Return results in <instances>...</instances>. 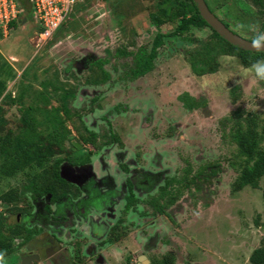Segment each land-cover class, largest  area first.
<instances>
[{
	"label": "rangeland",
	"instance_id": "1",
	"mask_svg": "<svg viewBox=\"0 0 264 264\" xmlns=\"http://www.w3.org/2000/svg\"><path fill=\"white\" fill-rule=\"evenodd\" d=\"M206 2L235 33L254 37L253 25L264 32L262 10L249 0ZM160 3L170 9L171 0H87L82 6L75 1L64 22L35 47L37 24L26 15L23 1L20 24L0 36V135L25 133L20 116L25 111L33 127L26 133L50 139L52 150L41 166L0 174V194L10 190L16 196L0 200V217L12 227L17 212L33 211L40 200L59 213L48 195L29 200L33 187L51 183L62 189L49 175L56 158L63 159L57 168L68 183L67 206L79 205L75 217L53 226L62 227V236L54 234L64 241L62 249L40 253L30 264H252L251 250L264 245L263 176L256 186L231 191L243 166L264 150V80L253 64L219 55L218 46L208 53L215 70L203 71L192 54L217 41L204 26L164 36L150 69L132 74L154 34L172 28L168 22L159 27L150 22L149 12ZM75 9L81 15H70ZM237 127L256 132L258 150L249 160L233 139ZM83 156L88 162L75 164ZM125 178L138 200L123 214ZM22 218L24 229L29 226L35 234L40 227L41 233L22 246L14 237L0 264H19L22 254L37 252L51 239L46 232H56ZM86 218L92 236L82 222ZM18 226L22 235L27 232ZM1 234L9 230L1 228ZM99 234L104 240L91 253L98 256L87 257L83 247Z\"/></svg>",
	"mask_w": 264,
	"mask_h": 264
},
{
	"label": "trees",
	"instance_id": "2",
	"mask_svg": "<svg viewBox=\"0 0 264 264\" xmlns=\"http://www.w3.org/2000/svg\"><path fill=\"white\" fill-rule=\"evenodd\" d=\"M18 5L21 7L23 1L25 0H16ZM208 9L213 12L212 8L208 5L206 0H204ZM255 7L259 8L261 13L264 15V0H249ZM24 7V6H23ZM26 15L29 16V9L25 8ZM19 16V15H18ZM25 16V15H24ZM149 19L150 22L155 26L159 27L164 23H171L172 28L166 32H156L153 36L151 41V46L149 51L144 56H139V58L135 62L134 68L131 69L132 74L134 75H142L143 73L147 72L150 69V61L156 54V48L162 43V38L164 36H172V35H181L182 33L187 32L191 27H207L210 30L211 35L217 40L215 43H206L204 45V50H197L192 54L193 60L195 59L196 63L200 64L202 67L201 69L205 72L211 73L215 70V65L211 62L214 60L212 55L208 53L211 52L213 47L218 46L219 55H233L236 56L240 63L243 66H249L254 64L256 61L262 59L264 60V51L261 52H252L246 51L239 48H236L225 40L220 38L217 33H215L205 22L201 19L199 14L197 13L195 6L193 5L192 0H171L170 9L163 6L161 3L159 7L154 12H149ZM26 19V16H25ZM221 20V19H220ZM18 18L16 20H12L9 22L10 24H16ZM222 21V20H221ZM223 22V21H222ZM225 26L227 23L223 22ZM222 40V41H220ZM254 37L249 38L253 40ZM192 38H189L191 40ZM4 89V82L0 79V100L3 98L2 91ZM187 108H190L188 105L185 104ZM27 112H21V120L24 125H26L25 133L21 132L18 135H8L3 134L0 135V152L3 154L0 160V174L3 176H10L15 171L21 170L26 166L29 165H36L41 166L42 162L45 158L52 155V150L50 146V139L48 138H36L31 139L28 133L32 132L33 127L30 125V122L27 120ZM2 119L0 118V124ZM233 139L236 142L239 150L244 152L247 156V159H251L253 153H257V140L256 132L253 129L248 128L242 130L241 128L237 127L233 132ZM264 138V134H263ZM112 141H118L116 135L111 136ZM45 141V142H42ZM72 147L75 146L72 144ZM258 156L252 160L249 164L243 166L239 176L235 180L234 184L231 186V191H235L241 188L244 185L249 186H256V179L263 176V200H264V150L263 152H258ZM80 163H86L88 161L86 157L79 158ZM63 159L56 158L52 163L51 167L52 170L49 172V175L57 184L62 185V189L58 190L55 188V185L48 183L47 185L35 189L32 188V192L29 195V200L38 199L43 195H48V199L50 202H54L59 200L62 197H65L68 193L67 186L68 183L59 176L58 174V165ZM125 167H121L124 169ZM169 180H165L162 185L158 187V193L161 194L165 191V187ZM126 185V192L124 195V203H123V213L127 212V210L132 206L135 201H137V197L134 196L131 183L128 179L125 180ZM178 192L174 195L176 196ZM174 197L168 198L166 205H170ZM16 198L15 195H12L10 190L3 192L0 194V200L2 202H10L14 201ZM156 198V197H155ZM45 208L48 210V206L46 205ZM163 211V210H160ZM3 217H0V259L6 256L11 250V240L14 237H20V242H25L30 239L33 235V231L30 229H26L25 234L20 233V229L18 224H15L10 227V225L6 224L3 220ZM120 222V218L114 222L115 225ZM255 222V221H254ZM256 223V222H255ZM23 226V224H21ZM1 228H6L9 230L8 235L1 234ZM38 229L34 230V233H37ZM248 261L252 264H260L264 262V245L255 247L251 250L250 254L248 255Z\"/></svg>",
	"mask_w": 264,
	"mask_h": 264
},
{
	"label": "flooded vegetation",
	"instance_id": "3",
	"mask_svg": "<svg viewBox=\"0 0 264 264\" xmlns=\"http://www.w3.org/2000/svg\"><path fill=\"white\" fill-rule=\"evenodd\" d=\"M214 13V12H213ZM216 15V14H215ZM226 27H228V25L226 26ZM229 28V27H228ZM231 30V29H230ZM232 31V30H231ZM232 32H234V31H232ZM235 33V32H234ZM237 34V33H236ZM239 35V34H238ZM241 36V35H240ZM242 37H244V36H242ZM245 38V37H244ZM246 39H249V38H246ZM79 160L80 159H78L77 160V162H75V164H78V165H83V164H86V163H80L79 162ZM63 161V160H62ZM72 164V163H71ZM80 170H81V168H80ZM80 170H78V171H80ZM126 179H128V178H125V180ZM125 180H124V185H125ZM129 180V179H128ZM130 182V181H129ZM131 183V182H130ZM125 188V191L124 192H126V185L124 186ZM131 189H132V185H131ZM83 190V192L88 196V195H90V190H86V188H84V189H82ZM84 194L82 193L81 194V197H85V195L83 196ZM124 195H125V193H124ZM124 195H123V203H124V201H125V199H124ZM91 196H94V194L93 195H90V197ZM135 196V195H134ZM81 197H78V198H81ZM136 197V196H135ZM40 199V198H39ZM67 195H66V197H62V198H60L59 200H57V201H54V202H51L52 204H54L57 208H58V210H59V213H57V214H54L50 209H49V207H48V210L45 208V204H43L42 202H41V200L40 201H37L36 202V207H35V209L33 210V211H29V212H27V214H25L24 212L23 213H20V212H17V216H16V220L14 221V223L15 224H22V223H20V222H18L19 220H18V218L20 217H23L22 218V220H24V221H27V222H33V221H35V222H37V223H39V222H43V223H45V225L47 224V228H48V230H52L53 232H55V230H56V232L55 233H49V232H46V235L45 236H48V237H51V239H46V240H44L40 245V250L38 249L37 250V252H33L31 255H33V254H36L38 257H39V254L41 253V254H44L45 256L46 255H48L49 253H52V254H54V253H56L58 250H61L62 249V247L60 246V244L62 243V242H64L60 237H57V236H55L54 234H59V235H61L60 234V232L62 231L61 229H62V227L61 226H58L57 227V229L56 228H54L56 225H58V224H60V223H62L63 221H64V217H71V215H74L73 217H75V213L77 212V210H78V206L79 205H76V206H72V204H71V202H70V204H68V205H70V207H68L67 206ZM36 200H38V199H36ZM49 200V199H48ZM80 200V199H79ZM81 201V200H80ZM82 205V204H81ZM81 207V206H80ZM82 207H83V205H82ZM81 207V208H82ZM131 207L132 206H130V208L127 210V212H129L130 211V209H131ZM70 208V209H69ZM122 212H123V204H122ZM115 210L113 209V212H114ZM113 212H112V214H113ZM112 214H109V217H107L108 219H111L110 217L112 216ZM124 214V213H123ZM83 215V214H82ZM24 216H26V217H24ZM76 217H78V216H76ZM83 217L85 218V216L83 215ZM26 218V219H25ZM82 218V217H81ZM83 219V218H82ZM49 220V221H48ZM81 220V219H80ZM108 220H106V222H107ZM18 222V223H17ZM82 222L83 223H86L87 224V227H88V231H89V233H90V236H92L93 235V232L91 231V227L88 225V219L86 218V220L85 221H83L82 220ZM115 222V221H114ZM63 224V223H62ZM91 224H92V222H91ZM114 224V223H113ZM64 225V224H63ZM26 226V225H25ZM54 226V227H53ZM27 228L26 229H29V226H26ZM107 227H109L108 226V224H107ZM23 229H24V226H23ZM26 229H24V230H26ZM34 229V228H33ZM35 229H38V232L37 233H35V234H33L32 235V237L30 238V239H28L27 241H25V242H20V240H19V243L18 244H20V246H22V245H26V244H29L30 242L31 243H34L36 240L35 239H37V235L39 234V233H41L40 231H41V228L40 227H37V228H35ZM34 229V230H35ZM64 230V229H63ZM101 234V233H100ZM100 234L99 235H94V241L93 242H89L88 243V246H84L83 247V250L82 251H84L85 253H88L86 256L87 257H90V256H93V258L95 259V257L96 256H98V254H95V255H92L91 253H93V252H95V251H98L97 250V242H99V243H101L102 242V240H104V236H100ZM62 236V235H61ZM89 236V237H90ZM66 240H68V238H66ZM65 240V241H66ZM58 247H61V249L60 248H58ZM64 249V248H63ZM27 255H29V254H27ZM22 256H26V255H24V254H22ZM99 260H101L102 261V258H99L98 260H97V262H99ZM53 261L55 262V260L53 259Z\"/></svg>",
	"mask_w": 264,
	"mask_h": 264
},
{
	"label": "built area",
	"instance_id": "4",
	"mask_svg": "<svg viewBox=\"0 0 264 264\" xmlns=\"http://www.w3.org/2000/svg\"><path fill=\"white\" fill-rule=\"evenodd\" d=\"M74 0H25L29 6L30 17L37 28L34 46L46 42L53 32L64 22ZM22 8L16 0H0V36H5L8 24L18 18ZM33 32V33H34Z\"/></svg>",
	"mask_w": 264,
	"mask_h": 264
},
{
	"label": "water",
	"instance_id": "5",
	"mask_svg": "<svg viewBox=\"0 0 264 264\" xmlns=\"http://www.w3.org/2000/svg\"><path fill=\"white\" fill-rule=\"evenodd\" d=\"M192 2L201 19L204 20V22L227 43L236 48L246 51H264V49L254 48L252 46V40L246 39L232 32L228 27H226L223 22L212 11L208 9L204 0H192ZM32 258L37 259L38 256L36 254L21 256L19 264H30V260Z\"/></svg>",
	"mask_w": 264,
	"mask_h": 264
},
{
	"label": "clouds",
	"instance_id": "6",
	"mask_svg": "<svg viewBox=\"0 0 264 264\" xmlns=\"http://www.w3.org/2000/svg\"><path fill=\"white\" fill-rule=\"evenodd\" d=\"M251 31L255 33L252 40V46L258 49H264V32H261L258 25L251 26ZM256 76L264 80V60H258L253 64Z\"/></svg>",
	"mask_w": 264,
	"mask_h": 264
},
{
	"label": "crops",
	"instance_id": "7",
	"mask_svg": "<svg viewBox=\"0 0 264 264\" xmlns=\"http://www.w3.org/2000/svg\"><path fill=\"white\" fill-rule=\"evenodd\" d=\"M75 1H77L78 3H79V5L80 6H82L81 4L84 2L85 3V1H87V0H75ZM75 1H73V4L75 3ZM95 1V0H94ZM26 4V3H25ZM27 5V4H26ZM28 6V5H27ZM86 8V7H85ZM101 8V7H100ZM28 9H29V6H28ZM30 10V9H29ZM100 13H105V12H103V9L101 8V12ZM72 14H78V15H81L80 14V12L79 11H77V9H75V10H72L71 12H70V15H72ZM29 16H30V11H29ZM30 19H31V17H29ZM25 19V18H24ZM23 18L21 19V20H24ZM27 19V18H26ZM16 24L17 25H19L20 24V22H16ZM13 25H15V24H10V27H9V29H12V26ZM67 25V24H66ZM72 28V27H71ZM10 31V30H9ZM8 31V32H9ZM55 32V31H54ZM6 36V35H5ZM4 37V36H3Z\"/></svg>",
	"mask_w": 264,
	"mask_h": 264
}]
</instances>
